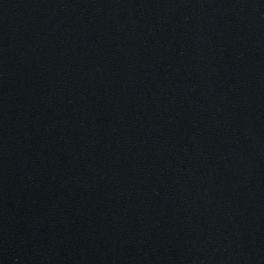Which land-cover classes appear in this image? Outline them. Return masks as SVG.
Wrapping results in <instances>:
<instances>
[{"label": "water", "instance_id": "water-1", "mask_svg": "<svg viewBox=\"0 0 264 264\" xmlns=\"http://www.w3.org/2000/svg\"><path fill=\"white\" fill-rule=\"evenodd\" d=\"M0 264H264V0H0Z\"/></svg>", "mask_w": 264, "mask_h": 264}]
</instances>
